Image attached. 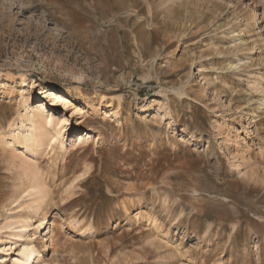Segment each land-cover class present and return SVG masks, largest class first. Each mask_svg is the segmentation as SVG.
Segmentation results:
<instances>
[{
	"label": "rangeland",
	"instance_id": "obj_1",
	"mask_svg": "<svg viewBox=\"0 0 264 264\" xmlns=\"http://www.w3.org/2000/svg\"><path fill=\"white\" fill-rule=\"evenodd\" d=\"M5 72L9 142L26 91L70 118L67 148L0 144V228L27 176L50 191L44 264H264V0H0Z\"/></svg>",
	"mask_w": 264,
	"mask_h": 264
},
{
	"label": "bare ground",
	"instance_id": "obj_2",
	"mask_svg": "<svg viewBox=\"0 0 264 264\" xmlns=\"http://www.w3.org/2000/svg\"><path fill=\"white\" fill-rule=\"evenodd\" d=\"M254 16H256L255 12ZM235 30H232L233 35H236ZM258 68L260 69L261 67ZM12 78H14V74L11 72L0 73V82ZM249 87L253 92L264 94V74L262 73L258 78L256 76L253 77L249 82ZM24 94L29 93L26 91ZM24 94L22 93L19 98V105L21 107L19 114L9 120L5 127V129L12 132L9 134L11 140L9 142L5 139V133L0 131V144L4 146L11 142H16L28 153L44 151L46 148L51 147L54 141H59L63 149L67 148V144L61 140V138H64L65 133L61 131L58 124L70 122L68 113L60 112L58 117L55 118L52 113L47 112L45 107H43L46 104L44 100L40 106L35 107L32 105L31 98L26 97ZM49 95H53L51 90H49ZM107 99L106 96H101V102L104 103ZM261 104H264V97L261 100ZM153 110L151 106L145 108L146 112H152ZM219 125V121H214V127H218ZM15 129L17 131H14ZM85 141L83 138H77L70 140L69 143L71 146H77ZM233 149L236 151L232 160L233 165L229 170L231 174L240 173L244 168L242 164L244 158L243 150H245L244 142H235ZM13 152H16V154L13 153L12 158H20L19 168L27 173L31 169L32 163L30 164L26 157L23 158L21 156L23 152L17 149ZM26 175L29 174L27 173ZM40 176V172L37 171L30 176H25L27 181L21 183L19 190L13 193L10 199L9 204L12 205V208L2 217L3 223L0 228L4 230V235L0 238L6 241L1 246L0 264H35L37 261L39 264H44L43 256L36 245V240L39 236L40 243L44 247H47L51 246L53 237L48 228L49 220L45 210L50 191ZM39 215L40 222L35 224L34 218ZM11 251H15L16 253H14L12 259H9ZM8 260H10V263Z\"/></svg>",
	"mask_w": 264,
	"mask_h": 264
}]
</instances>
